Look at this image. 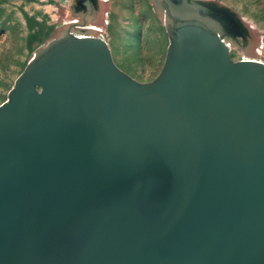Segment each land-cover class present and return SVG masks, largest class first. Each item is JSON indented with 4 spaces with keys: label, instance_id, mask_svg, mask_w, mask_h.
<instances>
[{
    "label": "water",
    "instance_id": "95a60500",
    "mask_svg": "<svg viewBox=\"0 0 264 264\" xmlns=\"http://www.w3.org/2000/svg\"><path fill=\"white\" fill-rule=\"evenodd\" d=\"M165 1L173 29L150 80L70 32L14 78L0 264H264V62L229 58L220 9Z\"/></svg>",
    "mask_w": 264,
    "mask_h": 264
},
{
    "label": "rangeland",
    "instance_id": "374dc122",
    "mask_svg": "<svg viewBox=\"0 0 264 264\" xmlns=\"http://www.w3.org/2000/svg\"><path fill=\"white\" fill-rule=\"evenodd\" d=\"M200 1L224 14L229 58L264 62V0ZM167 17L165 0H0V102L39 46L63 32L91 35L84 29L89 23L98 27L92 35L105 41L119 69L150 80L169 41Z\"/></svg>",
    "mask_w": 264,
    "mask_h": 264
},
{
    "label": "bare ground",
    "instance_id": "6f19581e",
    "mask_svg": "<svg viewBox=\"0 0 264 264\" xmlns=\"http://www.w3.org/2000/svg\"><path fill=\"white\" fill-rule=\"evenodd\" d=\"M168 3H169V7H170V10L176 12V13H179V14H182V13H189L190 10H187V9H183L181 7L180 4H178L176 1L174 0H168ZM97 26L92 24V23H89L87 27H85L84 29H88L92 34H94V31L97 30ZM92 31V32H91ZM81 34V33H80ZM84 35V34H83ZM83 35H77V36H83ZM88 35V34H87ZM221 39L223 40V42L225 43V45L227 46V48H229L232 44L231 40L229 39V37H227L226 35L224 34H221L220 35ZM260 49L257 48V53L259 52ZM244 59H255V60H259V61H262L260 59H257V58H253V57H250L248 55H245L243 56ZM263 62V61H262Z\"/></svg>",
    "mask_w": 264,
    "mask_h": 264
},
{
    "label": "flooded vegetation",
    "instance_id": "af4514ba",
    "mask_svg": "<svg viewBox=\"0 0 264 264\" xmlns=\"http://www.w3.org/2000/svg\"><path fill=\"white\" fill-rule=\"evenodd\" d=\"M174 21H176V18L175 17H172V22H174ZM172 29H173V25H171L170 30H172Z\"/></svg>",
    "mask_w": 264,
    "mask_h": 264
}]
</instances>
